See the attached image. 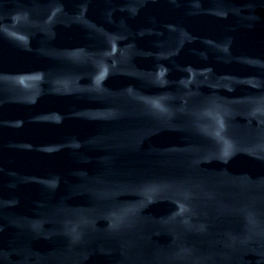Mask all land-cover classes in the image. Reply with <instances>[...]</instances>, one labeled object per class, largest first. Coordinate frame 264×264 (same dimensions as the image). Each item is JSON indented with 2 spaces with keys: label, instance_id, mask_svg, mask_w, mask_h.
Wrapping results in <instances>:
<instances>
[{
  "label": "water",
  "instance_id": "1",
  "mask_svg": "<svg viewBox=\"0 0 264 264\" xmlns=\"http://www.w3.org/2000/svg\"><path fill=\"white\" fill-rule=\"evenodd\" d=\"M0 264H264V0H0Z\"/></svg>",
  "mask_w": 264,
  "mask_h": 264
}]
</instances>
